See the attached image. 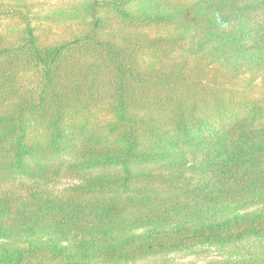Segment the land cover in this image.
I'll use <instances>...</instances> for the list:
<instances>
[{"label":"trees","instance_id":"trees-1","mask_svg":"<svg viewBox=\"0 0 264 264\" xmlns=\"http://www.w3.org/2000/svg\"><path fill=\"white\" fill-rule=\"evenodd\" d=\"M205 248L264 264V0H0V264Z\"/></svg>","mask_w":264,"mask_h":264},{"label":"rangeland","instance_id":"rangeland-1","mask_svg":"<svg viewBox=\"0 0 264 264\" xmlns=\"http://www.w3.org/2000/svg\"><path fill=\"white\" fill-rule=\"evenodd\" d=\"M251 251L252 248L248 247ZM234 252L232 249H227L225 251L218 250L216 248H205L197 250L192 255L184 254H171L167 256L168 264H234L236 260H240L241 254L248 257L247 249ZM248 249V250H249ZM161 260H149L142 262L140 264H160Z\"/></svg>","mask_w":264,"mask_h":264}]
</instances>
